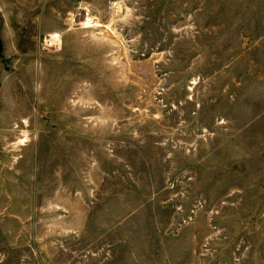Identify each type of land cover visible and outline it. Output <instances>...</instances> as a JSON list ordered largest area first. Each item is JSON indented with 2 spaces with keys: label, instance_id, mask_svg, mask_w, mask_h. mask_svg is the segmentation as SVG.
Instances as JSON below:
<instances>
[{
  "label": "rangeland",
  "instance_id": "rangeland-1",
  "mask_svg": "<svg viewBox=\"0 0 264 264\" xmlns=\"http://www.w3.org/2000/svg\"><path fill=\"white\" fill-rule=\"evenodd\" d=\"M0 264H264V0H0Z\"/></svg>",
  "mask_w": 264,
  "mask_h": 264
},
{
  "label": "bare ground",
  "instance_id": "bare-ground-1",
  "mask_svg": "<svg viewBox=\"0 0 264 264\" xmlns=\"http://www.w3.org/2000/svg\"><path fill=\"white\" fill-rule=\"evenodd\" d=\"M86 21V20H85ZM86 24H89V19H87V21L85 22ZM85 24V25H86ZM59 38V35L58 34H53L52 37H50L48 40H47V43H49V45L53 42H55L57 39Z\"/></svg>",
  "mask_w": 264,
  "mask_h": 264
}]
</instances>
